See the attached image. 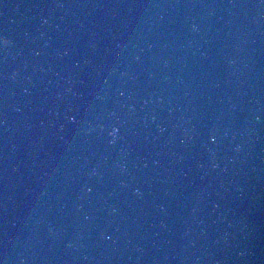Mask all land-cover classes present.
<instances>
[{
    "label": "water",
    "instance_id": "95a60500",
    "mask_svg": "<svg viewBox=\"0 0 264 264\" xmlns=\"http://www.w3.org/2000/svg\"><path fill=\"white\" fill-rule=\"evenodd\" d=\"M0 37L2 264H264V0H0Z\"/></svg>",
    "mask_w": 264,
    "mask_h": 264
},
{
    "label": "snow or ice",
    "instance_id": "6c2138e0",
    "mask_svg": "<svg viewBox=\"0 0 264 264\" xmlns=\"http://www.w3.org/2000/svg\"><path fill=\"white\" fill-rule=\"evenodd\" d=\"M5 44H6V40L0 37V45H5ZM0 264H2V262H0Z\"/></svg>",
    "mask_w": 264,
    "mask_h": 264
},
{
    "label": "clouds",
    "instance_id": "9594fccd",
    "mask_svg": "<svg viewBox=\"0 0 264 264\" xmlns=\"http://www.w3.org/2000/svg\"><path fill=\"white\" fill-rule=\"evenodd\" d=\"M8 43H9V41L6 40V44H8ZM115 131H116V129H113V133H115Z\"/></svg>",
    "mask_w": 264,
    "mask_h": 264
}]
</instances>
